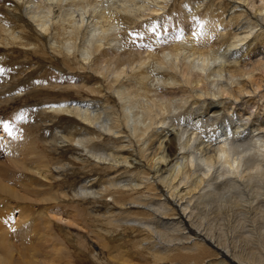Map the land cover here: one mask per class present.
Instances as JSON below:
<instances>
[{
	"label": "bare ground",
	"instance_id": "1",
	"mask_svg": "<svg viewBox=\"0 0 264 264\" xmlns=\"http://www.w3.org/2000/svg\"><path fill=\"white\" fill-rule=\"evenodd\" d=\"M18 1L26 16L33 13L30 21L39 27L43 38H52V45L31 40L25 44L31 42L36 52L42 55L54 48L67 57L77 53L80 66L83 64L88 69L95 64L102 68V72L109 73L111 86L117 88L119 85L114 90L121 101L119 106H132V128L142 133L143 154L140 156L130 137L125 141V147L96 153L82 148L86 147L87 133L81 136V147H77L81 152L77 155L78 161L92 157L102 163L104 170L120 167L123 171L115 180L103 181L99 189L96 188L98 178L81 180L80 189L75 190L74 196L102 195L104 187H110L117 192V201L121 200L120 193L130 198L131 201L121 200L123 203L119 209L135 212L134 218L123 217L114 207L96 215L105 221L103 225L108 231L113 228L108 233L112 238L120 232L121 236H115V240L129 241L144 251H150L153 258H148H156V262H164L162 255L174 249L180 251V255L183 253L187 262L194 256L192 253L199 252V247L207 245L230 263L250 264L240 256L230 254L225 233L214 236L210 227L215 224L210 222L221 221L220 227L229 226L231 220L226 218V210L234 211L233 206H238L236 208L241 207L243 214L248 196H255L254 199L264 196V0H184V9L178 8L180 0ZM168 13L173 25L182 26L180 31L168 35L169 40L158 43L161 47H138L134 51L127 48L121 35V22L127 19L139 23L142 18L140 25L162 17L164 23ZM182 14L187 18L184 26L180 18ZM7 26L12 33L14 24ZM56 26L69 33L56 34ZM23 27L27 30L26 26ZM7 33L0 27V39L8 40ZM15 37L14 33L10 36L12 40ZM105 41L116 45L106 49L112 57L111 62L103 53ZM57 73L59 82L76 80L74 77L69 79V75L65 77L66 74L60 71ZM126 79L130 81L126 83ZM139 99L147 103L138 107L135 102ZM98 100L91 104L65 102L53 105L52 110L76 113L90 124H98L100 132H125L124 127L119 129L117 116L116 121L111 116L115 111L104 105L102 99ZM139 108L141 117L145 118L143 128L136 126L141 121L136 116ZM168 108H172L171 112ZM101 114L104 116L100 123L97 119ZM127 115H130L129 111ZM63 133L61 129L56 130L47 135L46 140L62 144V138H67ZM30 146L33 147L31 143ZM30 146V150L36 151V147ZM29 152L32 157L35 155L34 159L38 158L34 152ZM3 154L0 149V157ZM13 159L16 166L20 165L19 159ZM38 161L41 164L36 169L23 166L31 171L37 180L36 185L43 191L52 190V184L45 182L50 177V169L44 153ZM1 164L0 197H3V192L9 191L4 179L8 180L14 172ZM49 192L47 196L53 197ZM214 201L218 204L216 208ZM141 207H145L144 211L137 209ZM211 212L218 218L206 219ZM169 213L174 215L170 217ZM198 214L201 215L197 217ZM10 215H1V227L11 226L13 219ZM42 221L46 225L45 231L48 230V240L56 243L58 239H54L48 217H43ZM107 222L111 224L107 225ZM28 229L30 225L26 223L19 234L23 244L27 243L25 254L31 252L34 244L32 237L28 236ZM3 235L0 237V264H13L11 243L6 242V233ZM28 254L32 256V252ZM101 258L103 263L111 264L103 253ZM176 260V264H185L183 260L180 263ZM33 261L29 260V264ZM17 263L21 262L14 264Z\"/></svg>",
	"mask_w": 264,
	"mask_h": 264
},
{
	"label": "rangeland",
	"instance_id": "2",
	"mask_svg": "<svg viewBox=\"0 0 264 264\" xmlns=\"http://www.w3.org/2000/svg\"><path fill=\"white\" fill-rule=\"evenodd\" d=\"M17 5H20V7H17ZM178 8H185L184 0H180ZM180 13L178 12V14ZM170 15L168 13L167 20L164 23L162 17L157 18V20L152 18L140 25L142 18L139 23H137V20L136 23H133L127 19L121 22L123 25L121 35L124 44L130 51H134L138 47L139 49L147 46L161 47L158 43L169 40L168 35L178 32L182 28L181 25L171 23ZM31 16H33V13H29L28 16L24 14L20 1L0 0V27L9 32L7 33L8 40L0 39V149L4 152L0 157V164L12 168L11 171L14 172L8 180L4 179L9 191L3 192V197H0V218L2 214L11 213L10 216L13 220L11 226L1 227L3 224H0V228H4V230L0 229V237H4L3 233H6V242L11 243L13 252L10 259L12 263L20 261L19 264H29V260H34L32 264H106L103 263L101 258L103 253L111 264H176V258L178 263L183 260L185 264H236L230 263L207 245L199 247V252L195 251V254L192 253L194 256L191 257L196 259L189 258L187 262L184 254L181 253L182 255H180V251L174 248L170 253L166 252L162 255L161 258L164 262H156V258L151 260L149 258L153 257L150 251H144L142 248L129 243V241L119 242L115 240V236H121L120 232H117L113 239L108 234L113 228L108 231V227L103 225L105 221L102 222L96 215L97 212L114 207L116 212L121 211L123 217L128 216L127 219L134 218L136 216L134 215L135 212L119 209L121 202L131 201L130 198H126L125 195L123 196L119 192L122 201H117L119 199L117 192L110 187H104L105 192L102 195L87 196L78 194V197L74 196L75 190L80 189L81 180L88 177L98 178L99 186L96 188L99 189L103 181L115 180L116 177L121 176L123 171V168L120 167H115L113 170H104L102 163L92 157L85 161H78L77 159L80 158H77V155H81V152L77 147H81V136L87 133L85 138L86 147L82 148L85 151L92 150L96 153H100L103 149L125 147V141L130 137L134 142L133 147L140 156L143 154L142 133L132 128L134 125L131 120L132 106H119L121 101H119L118 93L114 91L119 88V85L116 88L114 84L116 89L111 86L110 78L108 79L109 73L102 72V68L96 67L98 65L95 64L88 69L83 64L80 66L78 63L80 57L76 56L77 53L67 57L65 54L60 53L58 48L49 50L47 55L36 52L37 50L31 44L32 41L52 45V38H43L38 29L39 27L30 21ZM8 17L13 18L12 20H6ZM180 18L184 20H182L184 26L187 19L186 15L182 14ZM23 19L26 20L25 23L22 21ZM7 24H14L12 33L16 37L13 40L10 38L12 33ZM23 26H26L27 30ZM54 30L56 34L69 33L68 30L65 31L60 26H56ZM123 32L124 34H122ZM29 40L31 42L25 44ZM105 43L106 45L103 47L105 52L103 53L108 55L107 58L111 62L112 57L106 49L116 47V45L114 42L110 45L107 44V41ZM67 52L70 53L69 50ZM58 71L66 74L65 77L69 75V79L74 77L76 80L74 82H59L56 80ZM129 81V79H126V83ZM98 99H102L101 102L104 105L111 107V111H115L111 116L114 119L117 116L119 129L121 130L124 127L125 132L115 130L100 132L97 129L98 124H90L81 119L76 113L52 110L53 105L65 102L79 101L91 104L100 101ZM135 103L140 107L141 103L147 102L139 99ZM168 109L171 112L172 108ZM128 111L130 112L129 116L127 115ZM136 112L139 113L136 116L140 117L141 120L138 121L136 126L143 128L146 124L144 122L145 118L141 117V108L137 109ZM102 116L104 115L101 114L97 122H102ZM5 124L8 125L10 131L5 130ZM60 129L64 131L63 135L67 136L66 139L65 137L62 138L64 142L62 144H58L56 141L47 142V135ZM21 140L24 144L20 143ZM30 143L33 147L30 146ZM29 146L33 149L36 147L35 150L39 153L30 150ZM29 151L38 155L36 156L38 158L43 153L47 157L50 169L48 175L50 177L45 182L48 183L47 185L52 184V190L43 191L44 189L42 190L41 187L36 185L37 180L32 177L31 171L23 166L26 165L29 168L31 166L34 169L41 164L39 161L37 162L38 158L34 159V154L33 157L30 155ZM13 158L19 159L17 161L20 165L16 166L17 164L14 163ZM31 181H34L35 184ZM48 191H50L49 195L53 197L47 196ZM254 198L255 196H248L247 201L244 203L247 205L243 214L240 211L241 207L238 208L239 211L236 208L238 206H233L234 211L226 210V218L231 220V226L226 225L223 227L222 225L220 227L221 221H217V224L210 222L212 225L215 224L214 227L210 228H212L216 237L223 232L225 233L226 246H228L233 257L238 255L244 262L250 264H264V196ZM216 202H213L214 208L218 205ZM144 208L137 209L144 211ZM168 215L171 217L174 214L169 213ZM200 215L198 214L197 217ZM45 216L50 221L49 226L54 234V239H58L56 243L53 240H48V230L45 231L46 225L42 221ZM195 218L194 216V220ZM205 218H218V216L211 212ZM26 223L30 225L28 236L32 237L34 243L31 250L32 256L28 254L31 252L24 253L27 243L23 244L19 239V234ZM109 224L111 223L107 222V225ZM203 233L207 236L206 232ZM136 237L139 236L136 235ZM101 243L108 244L110 247H106ZM118 243L122 244L118 245ZM55 246L58 247L59 253L55 252ZM165 255L167 256L164 257Z\"/></svg>",
	"mask_w": 264,
	"mask_h": 264
},
{
	"label": "snow or ice",
	"instance_id": "3",
	"mask_svg": "<svg viewBox=\"0 0 264 264\" xmlns=\"http://www.w3.org/2000/svg\"><path fill=\"white\" fill-rule=\"evenodd\" d=\"M4 128H5V130L10 131V128L8 127L7 124L4 125Z\"/></svg>",
	"mask_w": 264,
	"mask_h": 264
}]
</instances>
